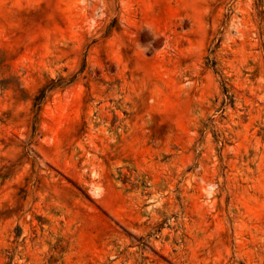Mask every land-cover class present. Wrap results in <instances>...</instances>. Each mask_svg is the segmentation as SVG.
<instances>
[{"label":"rangeland","instance_id":"1","mask_svg":"<svg viewBox=\"0 0 264 264\" xmlns=\"http://www.w3.org/2000/svg\"><path fill=\"white\" fill-rule=\"evenodd\" d=\"M0 264H264V0H0Z\"/></svg>","mask_w":264,"mask_h":264}]
</instances>
